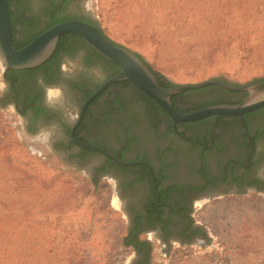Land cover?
<instances>
[{"label":"rangeland","instance_id":"obj_1","mask_svg":"<svg viewBox=\"0 0 264 264\" xmlns=\"http://www.w3.org/2000/svg\"><path fill=\"white\" fill-rule=\"evenodd\" d=\"M225 1L75 0L66 7L65 15L96 22L107 37L139 53L173 85L218 79L240 86L262 79L264 44L242 31L237 15L225 13ZM187 17L191 23L185 22ZM42 26L25 29L24 40ZM246 41L250 42L248 48L243 46ZM70 43L75 50L63 61L66 74L85 75L92 82L108 77L110 70L104 62L91 60L77 40ZM3 74L0 60L1 220L6 226L0 238L9 239L6 245L14 248L3 256L9 258L6 264H133L132 250L121 243L128 221L114 193L115 182L92 179V160L80 166L66 161L65 150L54 147L60 139L58 125L34 135L27 133L25 120L13 107L5 106L8 89ZM32 78L26 74L23 81ZM46 95L64 100L67 115H75V105L64 90L51 88ZM221 96L216 90H206L186 100L196 103ZM117 97L116 108L121 113L111 123L120 119L131 122L136 128L133 137L144 139L146 158L155 149L166 153L175 148V156L167 159L168 168L177 165L180 169L169 171L171 181L198 183L190 174L198 165L196 154L185 151L170 125L161 117L153 118L130 89H118ZM251 121L264 129V111ZM207 127L198 124L182 131L189 138H203ZM136 150L131 157H138ZM211 197L197 202L190 212L193 224L203 230V238L186 245L174 241L165 245L148 238L149 264H264V193Z\"/></svg>","mask_w":264,"mask_h":264},{"label":"flooded vegetation","instance_id":"obj_2","mask_svg":"<svg viewBox=\"0 0 264 264\" xmlns=\"http://www.w3.org/2000/svg\"><path fill=\"white\" fill-rule=\"evenodd\" d=\"M52 1L60 4V0ZM72 1L75 0L70 3ZM13 2L14 17L20 20L17 23L11 22V25L15 28L16 42L24 44L25 29H35L49 20V0ZM61 38L62 43L59 41L60 45L58 43L57 51L55 50L50 58L54 59L48 68L32 74L30 82L23 81L24 75L17 76L19 94L16 99L19 109L15 105L16 92L4 78L7 70L4 69L3 80L8 89L4 94L5 106L13 107L18 116L25 120L26 131L30 135L36 134L42 128L58 125L60 139L54 147L65 150V160L73 162L75 166L92 160V179L108 178L115 182L114 193L128 221V238H139L150 248L151 241L148 238H156L165 245L170 241L192 244L203 238V230L190 223L191 208L197 202L211 199L213 195L227 193H264V129L255 127L251 121L254 115L264 109L236 119L209 118L208 120L213 122L206 123V130L211 137L206 140L183 138L181 135L184 127L181 125L184 124H172L174 133L179 137L185 151L196 154L198 165L192 168L190 174L199 180L198 183L190 184L172 182V174L169 171L173 173L180 167L175 165L168 168L171 163L167 162V159L175 156L172 154L175 153V148L166 153L164 149H160L158 153L155 149L151 157L146 158L144 139L138 135L133 137L135 126L124 119L111 123L112 119L121 113L114 104L117 90L130 88L123 82L110 84L101 90L109 79L92 82L85 75L66 74L62 64L75 50L70 43L72 40H77L83 45L91 60L98 59L76 36L65 35ZM106 66L111 74L110 66ZM57 87L64 90L74 103L76 111L73 117L67 115L64 100L53 96L47 98V90ZM27 101L29 103L26 105L32 107L22 110ZM75 143L107 151L129 165H118L103 154L82 148ZM134 149H137L138 153L136 158L130 156ZM198 231L200 234H197ZM132 252L135 259L142 258L135 251Z\"/></svg>","mask_w":264,"mask_h":264},{"label":"water","instance_id":"obj_3","mask_svg":"<svg viewBox=\"0 0 264 264\" xmlns=\"http://www.w3.org/2000/svg\"><path fill=\"white\" fill-rule=\"evenodd\" d=\"M65 35L76 36L93 52L120 68V72L109 79L101 90L110 84L129 82L153 101L174 125L198 123L212 117H243L264 109V80L243 86H235L214 79L196 85L174 86L163 89L158 85L155 76L147 66L134 53L110 41L97 28L76 20L55 25L27 46L16 50L13 46L7 0H0V60L4 69L27 71L41 67L50 60L60 38ZM207 87H218L230 93L245 94L246 96L237 104L211 106L184 115H180L173 110L171 103L173 97ZM75 144L99 152L118 165H129L102 149Z\"/></svg>","mask_w":264,"mask_h":264},{"label":"trees","instance_id":"obj_4","mask_svg":"<svg viewBox=\"0 0 264 264\" xmlns=\"http://www.w3.org/2000/svg\"><path fill=\"white\" fill-rule=\"evenodd\" d=\"M70 1L71 0H60V4H58L56 2H53L52 0H49L50 7H49V10H47L48 11L47 15H49L48 16L49 20L47 21V23H45V24L43 23V26L39 29V31L37 33H35L34 35H32L29 38V40H27L24 44H20V43L18 44L16 42L15 28H14V25H11L12 40H13L14 48L16 50H19V49L27 46L34 39H36L39 35H41L43 32H45L46 30L50 29L51 27H53L55 25H58L60 23L66 22V21L76 20V21H80V22L89 24V25L97 28L110 41H112L113 43H115V44L129 50L130 52L134 53L140 59V61H142L147 66V68L150 70V72L155 76L157 83L161 88L167 89V88H172L174 86H185V85H173L162 73L155 71L151 67V65L149 63H147V61L143 58V56H141L139 53H137L135 51H131L130 49L116 43L115 41H113L109 37H107L105 35L104 31L99 27V25L96 22H94L90 19H85V18H77L76 19L73 16L65 15L66 5H68L70 3ZM7 5H8V10H9L10 21L11 22L14 21V23H17L20 19L18 20V19H15V17H14L15 5H14L13 0H7ZM222 9L225 10V13L227 15H230V16L232 14L237 15L238 16L237 17V20H238L237 24H239V27L242 29V31H245L248 35H254L255 36L254 42H260V43L264 44V0H226L224 3H222ZM185 22L191 23L192 22L191 17H187ZM79 41H81V40H79ZM60 43H62V38L60 40ZM60 43H59V45H60ZM249 44H250V42L246 41V42H244L243 46L248 48ZM89 50L93 53V55L97 59L101 60L102 62H104L105 64L110 66L112 73L107 77V79L112 78L113 76L117 75L120 72V68L116 64L108 62L107 60L103 59L101 56H99L98 54L93 52L91 49H89ZM53 59L54 58H52L49 62H47V64H44L42 67L35 69V70H27V71H14L11 69L6 70V72L4 74V78L10 84V87L12 88V90L16 92L15 105H16L17 109H19V102L16 99L17 95L19 94V91L17 89V87H18L17 76L25 75V74L32 75V74H35L36 71L46 69V68H48L49 63ZM210 80H214V79H210ZM262 80H264V78L254 80V81H251L249 83H252L255 81H262ZM207 81H209V80H207ZM222 82L227 83L225 81H222ZM125 83H126L125 85H127L131 89L132 93L135 96H137V98L143 103V105H145L149 108V110L151 111V114H152L151 116H153V118H158V117L163 118L170 125V127H171L170 131H172L174 133V130L172 128L173 123L170 120V118L153 101H151L143 93L138 91L129 82H125ZM202 83H204V82H202ZM199 84H201V83H199ZM188 85H191V84H188ZM192 85H196V84H192ZM237 86H239V85H237ZM240 86H243V85H240ZM206 90H216L222 96L220 98L213 99L210 101H197L196 103L189 102L188 104L182 103L183 101H187L186 99L189 95L199 94V93L204 92ZM89 94L92 95V93H89ZM245 96H246L245 94L230 93V92L224 91L223 89L218 88V87H207V88L202 89V90L186 92V93L180 94L178 96H175L171 99V103H172V108L176 113H178L180 115H184V114H189V113H192V112H195V111L207 108V107H211V106L225 105V104H237V103L241 102ZM234 100H236V101H234ZM28 103L29 102L27 101V102H25V104H23L22 110H26L29 107H32V106L26 105ZM114 104L115 105L119 104L117 94H116V98L114 100ZM19 112L21 113L22 111H19ZM228 118L236 119L237 117H228ZM208 121L209 120L206 119V120H203V121L198 122V123L184 124V125H181V127L189 128V127L196 126L198 124H204L205 125ZM186 135H187L186 133H183L181 135V137L189 139V137H187ZM210 137H211L210 133L206 130V134L204 135L203 138L192 137L190 139L206 140V139H209ZM1 194H2V192H0V232L3 233V230L5 231L6 226L2 223V220H1V218H3V214H4L3 208L1 206L3 203V200H4L2 198L4 196ZM190 223L192 225L193 221L191 220ZM125 231H126L125 236L121 240L123 247L129 248L132 251H135V253H137L138 255L142 256V258H136L134 260L133 264H149L150 246L147 243L140 241L139 238H128L129 236H128L127 229ZM197 234H200V232L198 231ZM202 237H203V234H202ZM8 240H7V238H0V264H6L7 260H9V258H4L3 256H6V254H10V253L14 252V248L11 247V245H9V246L6 245V244H8Z\"/></svg>","mask_w":264,"mask_h":264},{"label":"clouds","instance_id":"obj_5","mask_svg":"<svg viewBox=\"0 0 264 264\" xmlns=\"http://www.w3.org/2000/svg\"><path fill=\"white\" fill-rule=\"evenodd\" d=\"M42 82V81H41Z\"/></svg>","mask_w":264,"mask_h":264}]
</instances>
